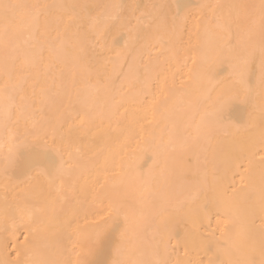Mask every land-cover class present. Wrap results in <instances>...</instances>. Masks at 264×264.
<instances>
[{
    "label": "snow or ice",
    "instance_id": "snow-or-ice-1",
    "mask_svg": "<svg viewBox=\"0 0 264 264\" xmlns=\"http://www.w3.org/2000/svg\"><path fill=\"white\" fill-rule=\"evenodd\" d=\"M195 7L198 12L192 28L200 40L193 48L196 55L189 58L190 64L185 61L183 68L170 70V76L175 81L177 74L186 71L180 87L193 82L199 86L196 66L209 57L213 71L206 76L208 86L195 100L187 101L197 109L199 119L182 130L173 125L168 147L174 145L176 136L183 146L195 147L209 141L219 128L238 127L232 121V107L246 102L253 90L251 66L257 52L264 96V0H225ZM125 11L136 22L125 33V48L143 40L141 47L149 51L141 52L131 64H121L119 76L139 82L141 72L153 71L151 49L158 54V65L165 45L182 38L189 20L184 5L0 0V176L5 181V200L16 183L17 171L24 176L22 182L43 177L48 189L38 207L25 200L22 206L6 208V214L13 217L18 213L22 223H33L37 213L47 218L38 232L26 225L29 236L25 240L31 237L32 244L22 264H264V227L257 236L237 216L226 191L218 193L214 209H203L193 221V242L181 245V256L175 249L147 253L140 245L143 226L138 222L137 205L150 194L154 180L150 174L113 164L95 183L78 187L76 171L83 151L79 137L71 135L76 124L69 118L75 116L82 128L105 113L127 111L130 102L127 94H114V80L106 72L110 61L97 66L92 56L102 47L108 30L125 19ZM225 65L227 78L215 71ZM168 78L164 76L151 104L170 105L166 111H171L177 101L170 95ZM202 102L207 106L201 108ZM260 136L264 144V124ZM133 186L138 191L134 199L114 198L116 190ZM32 190L41 191L36 186ZM69 201L75 210L61 224L58 213ZM93 206H102L103 211L92 212ZM261 206L264 211V186ZM61 227L70 235L69 247L62 242ZM106 249H110V259L98 258Z\"/></svg>",
    "mask_w": 264,
    "mask_h": 264
},
{
    "label": "bare ground",
    "instance_id": "bare-ground-1",
    "mask_svg": "<svg viewBox=\"0 0 264 264\" xmlns=\"http://www.w3.org/2000/svg\"><path fill=\"white\" fill-rule=\"evenodd\" d=\"M11 2L26 3L29 0H11ZM82 3L105 5L120 2V0H79ZM126 3L168 4L180 3L185 6L189 20L186 31L177 42L175 39L165 45V50L159 54V64L155 63L157 52L151 49L153 71L141 72L140 81L129 80L119 76L120 65L132 63L133 58H139L141 52L148 49L140 43H128L125 48L126 32L135 27V20L128 11L118 24L108 30L102 47H97L92 53L93 63L97 66L106 65V72L114 80V94H127L129 103L127 111L105 113L92 119L84 127H79L75 116L69 119L76 124L71 135L79 137L83 156L78 161L76 180L78 187L95 183L102 177L105 170L110 171L113 164L122 163L125 168L140 170L145 175L154 177L150 194L146 193L143 204H138L141 215L138 222L143 226L140 231V245L147 253L165 249L170 252L175 249L182 256L181 245L193 242V221L199 219L203 209H214L218 193L223 190L235 206L237 216L244 219L251 230L259 236L264 227L261 206V189L264 186V144L261 143L260 130L264 124V96L260 88V56L256 53L251 66V82L253 90L244 103L233 104L232 121L238 127L231 125L219 128L211 139L201 142L195 147L183 146L180 136L174 137L175 143L168 147L173 125L182 130L193 119H199L197 109L189 106L187 101L195 100L199 91L208 86L206 76L213 71L211 58L198 63L196 74L200 80L191 86L180 87L181 78L186 71L177 74L175 81L170 76V70L183 68L185 61L196 55L193 48L200 40L193 33V22L200 3L225 2V0H124ZM111 12V10H107ZM167 39V38H166ZM115 40V43L113 42ZM121 53L119 56L116 53ZM145 60L147 57L145 56ZM2 63V54H0ZM135 67V66H134ZM226 65L215 69L219 76L227 78ZM41 82H44L41 69ZM128 72L127 67L123 70ZM119 76V78H117ZM168 76L170 95L177 101L174 110L166 111L170 105L151 104L152 95L159 94L161 81ZM219 78V77H218ZM173 84L175 86H173ZM207 106L201 104V108ZM16 181L13 189L5 200L4 178L0 176V261L7 264H17L28 258L32 240L26 225L32 231L38 232L46 223L45 217L36 214L31 224L21 222L17 213L6 214L7 209L22 206L25 200L38 207L48 189L43 177L32 181H24V176L17 171L13 176ZM33 186L41 191L33 192ZM138 195L135 186L125 190H116L114 198L127 196L134 199ZM15 197V199L13 198ZM75 210V204L69 201L59 211L61 224L70 218ZM92 212L103 211L102 206H93ZM215 227V220L213 221ZM61 239L65 247L70 246V235L61 227ZM118 239V235H117ZM179 241V244H178ZM98 258L110 259V249H106Z\"/></svg>",
    "mask_w": 264,
    "mask_h": 264
}]
</instances>
